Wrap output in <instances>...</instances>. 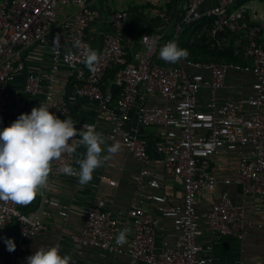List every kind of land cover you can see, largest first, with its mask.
I'll return each mask as SVG.
<instances>
[{"label":"built area","instance_id":"obj_1","mask_svg":"<svg viewBox=\"0 0 264 264\" xmlns=\"http://www.w3.org/2000/svg\"><path fill=\"white\" fill-rule=\"evenodd\" d=\"M209 1L185 0L172 34H143L140 43L144 50L124 47L127 13L116 12L108 19V27L114 32L105 27L98 30L102 51L94 70H89L85 64L91 49L88 29L94 20L90 0H0V127L7 114L14 121L41 103L66 118L71 113L70 101L82 100L95 105L97 121L109 124L104 134L110 141L106 150L120 139L122 148L141 164L134 175L132 202L123 217L99 201L82 207L83 228L81 233L72 235L70 264H86L82 259L86 246L127 254L135 264H214L212 245L205 249L196 241L200 233L197 205L205 191H215L218 185V171L212 159L225 147L239 151L236 182L247 195L260 198V227L264 230V45L259 40L264 30V13L256 12V2L234 10L238 0H212L213 4L205 7ZM247 11L254 26L246 24ZM211 17L215 18L213 35L247 30L249 43L244 57L249 64L188 60L186 64L192 70H187L158 63L161 46L174 41L179 47L184 25ZM36 45L47 46L51 51L52 65L45 77L26 74L24 51ZM182 60L185 59L178 61ZM62 67L68 68L78 83L69 99L65 97L66 85L62 91L56 81ZM230 70L250 71L256 80L248 97L222 102L219 93L226 88ZM112 71L116 93L103 88L107 72ZM18 76L25 78L20 89L13 86ZM202 89L209 90L204 109L199 105ZM85 124L94 125L100 132L96 123L81 121L75 126L77 135L69 143L86 149L79 135ZM152 127L157 128L155 149L160 155L155 162L166 175L182 180L183 198L179 204H169L166 195L155 192L161 188L160 176L152 167L150 142L139 132L140 128ZM246 146L251 147V153L244 150ZM65 164L71 165L73 174L61 171ZM50 169L53 179L78 177L76 153H63L50 162ZM94 175L109 185H117L103 170L94 171ZM50 186L39 190L40 202L50 203L57 218L67 225L72 206L49 201ZM147 203H156L157 214L145 206ZM47 217L40 207L25 212L10 200H0V238H7L12 230L11 239L16 245L15 251L9 252L0 239V264L3 248L10 264H27L29 242L43 229ZM162 218L173 219V242H157ZM204 219L212 240L225 235L240 239L245 236L244 207L235 204L227 193H215ZM122 231L125 242L118 244L116 237Z\"/></svg>","mask_w":264,"mask_h":264},{"label":"crops","instance_id":"obj_2","mask_svg":"<svg viewBox=\"0 0 264 264\" xmlns=\"http://www.w3.org/2000/svg\"><path fill=\"white\" fill-rule=\"evenodd\" d=\"M185 0H177L178 12L182 11ZM256 12L264 13V7L261 3L254 1ZM91 7L94 13V20L88 29V40L91 44V50H95L99 56L102 51V42L99 36L98 30L105 27L109 31L114 32L108 26V19L111 15L118 11H124L127 13V26L123 31L124 47L132 50L145 48L140 43L143 34L148 33L147 27L142 23H136L134 32L136 35L130 34L128 28L130 27L131 16L129 14L130 7L140 4H146L151 6L152 9L148 12L151 17L160 19L167 17L165 12L156 10L154 6H161L165 3L162 0H90ZM213 1L210 0L205 7L212 5ZM253 5V2L248 4ZM73 8H71L72 10ZM172 14L168 19L162 20L159 25L154 26V29L163 31L167 36H170L175 27V19ZM52 35V38H55ZM260 42L264 45V30L260 34ZM24 61L26 64V74H39L43 77L49 73L52 65L51 51L47 46H31L24 51ZM159 64L165 66H180L187 70H192L187 66L186 60L177 61L176 63L166 62L160 57L157 59ZM107 72L103 80V88L105 90L116 93L118 87L114 83V75H110ZM24 77L18 76L16 83L13 85L17 89L23 85ZM256 77L250 71H236L230 70L226 76V88L220 91V101L232 100L239 101L246 98L252 92V84L255 82ZM58 82V88L64 90L65 85L68 93L65 97L74 94L78 83L76 82L71 71L62 67L56 76ZM63 95V93H62ZM64 96V95H63ZM209 100V90L202 89L199 94V105L202 109L206 107V103ZM79 102V120L76 125L81 121H87L90 123H96L100 129V133L103 135L105 144L102 145V158L106 157V160L102 162L101 166L95 169V171L103 170V173L117 181V185L112 186L108 183L98 180L93 172L92 180L86 185H81L76 178H63L57 177L53 179L51 169L47 179V185H51V190L48 192L50 197L49 201H61L70 204V220L67 225L63 223L56 216V209L50 205V203H41L39 192L36 194L33 201L27 205H22L24 210L30 211L36 208H42L43 212L48 216L44 223L43 229L35 236L30 242L26 252V256L34 254L39 247L44 245L58 244L62 255H68L70 262L73 257L74 243L72 235L81 233L83 228V216L82 207L94 202L99 201L103 203L105 208L112 210L118 216L123 217L128 210L134 195L136 183L134 175L140 170L141 164L135 160L130 153L122 148L120 139L115 141V144H119V151L115 154L108 153L106 145L110 143L107 137L104 136L105 132L109 130V124L104 121H97L95 105L86 104L85 101L76 100L74 103ZM135 121L133 122V124ZM75 125V126H76ZM139 132L142 136L146 137L150 146L148 148L150 158L152 159V167L156 173L160 176L161 188L155 190L156 193L164 194L167 196L169 204H179L183 198V185L180 177L175 175H166L162 166L158 165L155 160L160 157L159 153L155 149V143L157 141V128H140ZM85 148L79 147L76 149V166L79 169V161L84 159ZM244 150L247 153H251L250 146H246ZM240 164V154L236 149L225 147L221 153L216 155L212 159V165L217 168L218 171V185L213 190L205 191L197 205V213L199 216L200 233L197 235L196 241L202 245L205 249L208 245H212V258L214 264H264V230L260 227L262 222V213L260 210V198L258 196L247 195L241 184L236 182L238 168ZM226 180H230L231 183H225ZM52 181V182H50ZM215 193L227 195L237 205L244 207V238L240 239L234 235L221 236L215 240H212L207 230L204 214L207 213L214 199ZM148 204V203H147ZM152 213L157 214L156 203H149L145 205ZM157 242L161 243L162 239H166L169 242H173L175 239V230L172 218H162L160 220V229ZM82 259L86 264H135L127 254H119L108 252L97 247L86 246L83 248Z\"/></svg>","mask_w":264,"mask_h":264},{"label":"clouds","instance_id":"obj_3","mask_svg":"<svg viewBox=\"0 0 264 264\" xmlns=\"http://www.w3.org/2000/svg\"><path fill=\"white\" fill-rule=\"evenodd\" d=\"M188 52L180 49L176 42L170 41L160 47L159 56L166 62L176 63L186 58ZM95 50H89L85 64L94 70L98 62ZM79 132L80 143L86 146V153L79 163L78 182L86 185L93 178V172L101 166L103 158V135L92 124L83 125ZM77 135V128L71 118L61 119L46 104L33 107L30 113L20 114L9 126L0 127V200H10L18 205L30 203L40 189L47 183L50 162L60 158L65 152L71 154L79 144L69 141ZM115 154L119 144L107 149ZM61 171L73 174L71 165L65 164ZM3 239L9 252L15 251L16 245L11 238ZM116 242H125V232H120ZM27 264H70V257L62 255L58 244L44 245L27 257Z\"/></svg>","mask_w":264,"mask_h":264},{"label":"trees","instance_id":"obj_4","mask_svg":"<svg viewBox=\"0 0 264 264\" xmlns=\"http://www.w3.org/2000/svg\"><path fill=\"white\" fill-rule=\"evenodd\" d=\"M254 1L261 3L264 7V0H238L233 5L232 9L235 10L241 8L243 5L250 4ZM175 4L177 5V0H172L170 3L153 7L156 10H161V12H165L167 14V17L164 19H160L158 16L156 18L151 17L148 12L152 9V7L146 4L130 7L128 11L131 16L130 27L128 28L129 33L133 34V36L136 35L133 29L138 22L147 27L146 30L148 33L157 32L159 30L154 29V26L159 25L162 23V20L168 19L172 14H174L173 18L175 19L174 21L176 25V23L180 21V11L178 12V6L175 7ZM249 14V11H247L246 24L248 27H251L255 25V22L249 18ZM214 23L215 18L211 17L184 25L181 37L179 39V48L188 52L187 57L184 59L186 61L190 60L200 62L216 61L242 66L249 64V60L244 57L245 48L249 43L247 30L240 33L228 31L213 35L211 30L214 26ZM110 73L112 76L114 75L113 71ZM67 98L69 99V96ZM70 108V115L61 119L71 118L76 125L80 117L79 102L77 101L74 103L73 101H70ZM12 121L13 117L10 114H7L6 119L1 127L9 126ZM32 201L34 202V200ZM20 209L24 210L22 205H20ZM1 259L3 264H10L7 256L5 255V248L2 250Z\"/></svg>","mask_w":264,"mask_h":264},{"label":"water","instance_id":"obj_5","mask_svg":"<svg viewBox=\"0 0 264 264\" xmlns=\"http://www.w3.org/2000/svg\"><path fill=\"white\" fill-rule=\"evenodd\" d=\"M71 95H73V94L71 93ZM11 236H12V230L9 232V235L7 238H11Z\"/></svg>","mask_w":264,"mask_h":264},{"label":"rangeland","instance_id":"obj_6","mask_svg":"<svg viewBox=\"0 0 264 264\" xmlns=\"http://www.w3.org/2000/svg\"><path fill=\"white\" fill-rule=\"evenodd\" d=\"M214 47V46H213ZM215 47H217V46H215Z\"/></svg>","mask_w":264,"mask_h":264}]
</instances>
